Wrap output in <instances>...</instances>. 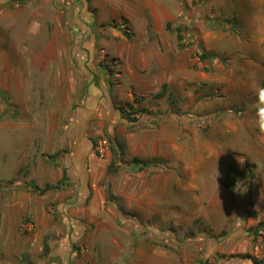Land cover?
Instances as JSON below:
<instances>
[{
  "label": "rangeland",
  "instance_id": "obj_1",
  "mask_svg": "<svg viewBox=\"0 0 264 264\" xmlns=\"http://www.w3.org/2000/svg\"><path fill=\"white\" fill-rule=\"evenodd\" d=\"M102 2L0 0V264H264V0Z\"/></svg>",
  "mask_w": 264,
  "mask_h": 264
},
{
  "label": "crops",
  "instance_id": "obj_2",
  "mask_svg": "<svg viewBox=\"0 0 264 264\" xmlns=\"http://www.w3.org/2000/svg\"><path fill=\"white\" fill-rule=\"evenodd\" d=\"M95 1L97 2L96 3V5H97L96 8H98V9H100L101 5L104 6V7H108L105 2H102V0H95ZM69 2L73 3V0H69ZM100 13L101 12H98V17L100 19H102L101 16H100ZM168 25L166 26V29L168 28ZM147 38L149 39L148 36H147ZM151 50L154 51L153 48H151ZM154 53H156V52H154ZM157 54L161 55L162 52L157 50ZM78 56L81 57L82 54H80V55L78 54ZM120 85H122V84H120ZM129 88L132 90L131 86ZM78 89L79 88L77 86H74V87L71 86L69 88V90H68V95H67V98L69 99V102L72 103V101H73V104L77 105L79 107V109H80V117L76 116V118H77L76 122H82V123H81V125H78L75 128H73L72 131H71V134H73V136H74V138L76 140L75 141L76 144H79L78 142H80V141H79V138H77L78 136L74 135L73 132L75 130L78 131L81 128L82 125H86L85 123H87V122L89 123L91 121L90 122V128H89L88 132H85V135L86 136H98L99 134L104 133V131L106 132L109 123L111 124L112 121L114 122V119L113 120L112 119L109 120V118L106 117L107 115L105 114L101 119H99V120L102 121V128H100V130H99L98 129V125H101V124L97 120L96 116L93 115L94 114V110L98 106L97 104L99 102V99L101 98V95H103V93H105V91H109L110 90L105 82L102 85H99L98 87L95 86L94 89L88 88L87 92H86V89L83 90V88H81L79 91H78ZM144 90L145 89H142V86H140L139 91L144 92ZM146 91H148V88H146ZM121 93H120V95H121ZM60 95H56V96H60ZM117 95H118V93H117ZM120 95L117 96V97L119 98ZM71 99H73V100L71 101ZM119 100H120V98H119ZM121 100H123V99L121 98ZM126 101H128V100H126ZM86 104L89 105V106H86ZM102 108L103 107L101 106V109ZM120 111H121V114H122L121 118L122 117L126 118L125 115H124L125 112H123V110H120ZM100 116H98V117H100ZM81 136H82V134H81ZM80 143H82L83 145L86 144L85 150L81 151V148H80L77 153H76V151H73L72 155H71L72 156V160H69L68 163H67V169L72 174L76 172V169H77V167H78V165L80 163V160L78 159V156H80V154H79L80 152L83 153V155H84V159H85L84 160V168H86V164H85V161H86L88 166H90L92 169H95V167H94L95 159H94L93 155L91 154L92 153V151H91L92 150L91 138H89V141H88V139H86V143H84L83 141L80 142ZM79 146L83 147L82 145H79ZM88 151L91 152V153L86 154ZM80 157L82 158V156H80ZM63 172H65V170H63ZM82 175L84 176V175H86V173H84ZM63 177H64V174H63ZM80 178L81 179H79V177H77V179H71V181H70L71 185L73 184V186H75L76 190H79L80 188H83V187H81V185H83L85 183V181H86V180L82 179V176H80ZM62 179L63 178H61L60 180H62ZM60 180H58V182H61ZM48 185H51V184H48ZM52 186H54V185H52ZM96 186H97V184H96ZM44 188H42V189H44ZM106 190H107V188H106ZM106 200H107V194H106L105 201ZM73 202H75V201H72L71 204H68V205H70V208L69 207L66 208V211L70 212L71 210H73V208H76L77 205H79L77 202H75V203H73Z\"/></svg>",
  "mask_w": 264,
  "mask_h": 264
},
{
  "label": "trees",
  "instance_id": "obj_3",
  "mask_svg": "<svg viewBox=\"0 0 264 264\" xmlns=\"http://www.w3.org/2000/svg\"><path fill=\"white\" fill-rule=\"evenodd\" d=\"M20 1H23V0H20ZM169 28H170V25H168V29H169ZM177 31H178V38H179V37H180L179 35H180L181 30L178 28ZM3 96H4V95H3ZM135 111H136L135 109H132V112H135ZM127 116H128L129 119H130V115H127ZM130 121H131V122H136V120H133V119L130 120ZM105 134H106V137L108 138V140L110 141V143H111L113 146H115V141H116V139L113 137L112 130H111L110 128H107ZM239 173H240V172H237L233 167H230V168H229V174H228V176L226 177V180H225V185H226V186H231V187H232L233 184H234V182H235V177H236V175H239ZM31 186H32V189H33L36 193H39L40 195H45L48 191L55 190V187H53V186H51V185H46L44 189L40 188V187L37 186L36 184H31ZM106 194H107V200L109 201V199H110V193H109L108 190H106ZM261 225H262V227H264L263 224H261ZM262 227L257 228V229L255 230V234H256V235L259 234L258 232L260 231V229H261ZM263 229H264V228H263ZM48 250H49V246L46 245V247H45V251H46V253H47ZM246 259H250V260L254 261L255 264H262L260 261H258V260H256V259L252 258L251 256H246Z\"/></svg>",
  "mask_w": 264,
  "mask_h": 264
},
{
  "label": "built area",
  "instance_id": "obj_4",
  "mask_svg": "<svg viewBox=\"0 0 264 264\" xmlns=\"http://www.w3.org/2000/svg\"><path fill=\"white\" fill-rule=\"evenodd\" d=\"M97 145H98L97 150L99 152V155L104 156V154L109 151V148H108V145H109L108 139L107 140H100L97 143Z\"/></svg>",
  "mask_w": 264,
  "mask_h": 264
}]
</instances>
